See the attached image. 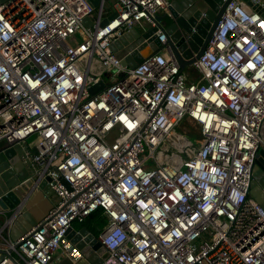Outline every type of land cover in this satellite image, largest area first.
I'll return each instance as SVG.
<instances>
[{"label": "built area", "instance_id": "2783aa9c", "mask_svg": "<svg viewBox=\"0 0 264 264\" xmlns=\"http://www.w3.org/2000/svg\"><path fill=\"white\" fill-rule=\"evenodd\" d=\"M252 2L227 5L191 76L162 30L134 68L111 48L170 0H0V141L22 147L34 192L46 182L58 198L17 241L3 221L0 264H55L62 249L78 261L65 239L97 212L101 264H264V207L251 192L264 150V0ZM184 120L199 136L191 147ZM167 141L180 152L158 156Z\"/></svg>", "mask_w": 264, "mask_h": 264}, {"label": "water", "instance_id": "95a60500", "mask_svg": "<svg viewBox=\"0 0 264 264\" xmlns=\"http://www.w3.org/2000/svg\"><path fill=\"white\" fill-rule=\"evenodd\" d=\"M99 8L100 0H90ZM232 0H173L169 12L155 16V25L144 33L137 26L118 37L112 44V51L124 66L134 68L152 53L157 52L162 44L158 41L159 30L167 36L181 70L191 66L205 51L212 38L227 5ZM252 6V0H243ZM106 21L103 22V26ZM140 45L139 51L128 54ZM106 86L105 81L91 87V94L100 92ZM254 170L251 192L264 207V150H260ZM50 195L53 191L43 182L40 186ZM34 182L30 169L24 164L16 147H8L0 141V225L5 219H13L8 236L13 241L28 232L29 223H34L26 202L32 197ZM74 249L89 264H101L108 257L106 249L97 240L96 235L86 227L79 230L71 227L67 234ZM5 254V251H3ZM3 257L0 259L2 260Z\"/></svg>", "mask_w": 264, "mask_h": 264}, {"label": "crops", "instance_id": "0c3cea01", "mask_svg": "<svg viewBox=\"0 0 264 264\" xmlns=\"http://www.w3.org/2000/svg\"><path fill=\"white\" fill-rule=\"evenodd\" d=\"M172 1L173 0H170V2ZM110 3H113V0H110ZM162 14L164 13H161V15ZM146 25H150V24L146 23ZM18 148H21L22 150L21 146H17V150ZM18 152L19 154H21L19 150ZM57 200L58 198L55 196V194L50 195L49 193H46L43 190H39L38 192L33 193L32 197L29 198V200L26 202V205L33 217L34 223L27 222L29 227L23 225L25 228H30L28 229V232L47 215V213L51 210V208L56 204ZM73 227L77 230L83 228L79 223H75ZM90 232L94 234V232L92 231ZM65 244L66 246H70V247L73 246L67 237L65 239ZM55 264H89V263L84 258H81L78 261L72 260L71 256H69V254L62 249L59 251L57 255Z\"/></svg>", "mask_w": 264, "mask_h": 264}, {"label": "rangeland", "instance_id": "374dc122", "mask_svg": "<svg viewBox=\"0 0 264 264\" xmlns=\"http://www.w3.org/2000/svg\"><path fill=\"white\" fill-rule=\"evenodd\" d=\"M2 1H6V0H2ZM108 4H110V0H108ZM111 5V4H110ZM139 29L140 32L144 33L145 31H147L150 28V25H143V26H138L137 27ZM71 45H76L79 42V39H74V40H70L68 41ZM88 62V58L85 57L83 59L82 64L86 65V63ZM109 66L103 65L99 62L98 58H95L92 66H91V71L100 74L102 77H104V73H107L106 71H108ZM186 73H188L191 76H197L198 73L196 71L195 68H193L192 66H188L185 69ZM191 129V126L188 124L187 120H184L179 128L177 129L178 131H180V133L183 135V140H181L184 143L188 142V146L191 147V145L193 146L194 141L198 142V134L195 133L194 129L191 130L190 132H188ZM35 137H32L28 140V145H33L32 142L34 141ZM196 143V142H195ZM18 150L20 151V153L22 152L21 148H18ZM180 150L179 148L175 147L174 143L171 141H167L163 146H161L160 150L157 152L158 156L161 155H167L169 156L171 153H179Z\"/></svg>", "mask_w": 264, "mask_h": 264}, {"label": "trees", "instance_id": "16d2710c", "mask_svg": "<svg viewBox=\"0 0 264 264\" xmlns=\"http://www.w3.org/2000/svg\"><path fill=\"white\" fill-rule=\"evenodd\" d=\"M103 224V219L101 217V213L97 212L91 217H89L84 223L81 224L82 227L88 228L90 231L94 232L96 236L99 234L98 228ZM8 234L5 233V236Z\"/></svg>", "mask_w": 264, "mask_h": 264}]
</instances>
